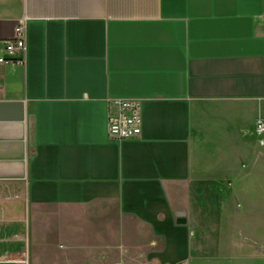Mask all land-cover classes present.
<instances>
[{
    "label": "crops",
    "instance_id": "1",
    "mask_svg": "<svg viewBox=\"0 0 264 264\" xmlns=\"http://www.w3.org/2000/svg\"><path fill=\"white\" fill-rule=\"evenodd\" d=\"M258 117L264 0H0V264H264Z\"/></svg>",
    "mask_w": 264,
    "mask_h": 264
},
{
    "label": "built area",
    "instance_id": "2",
    "mask_svg": "<svg viewBox=\"0 0 264 264\" xmlns=\"http://www.w3.org/2000/svg\"><path fill=\"white\" fill-rule=\"evenodd\" d=\"M25 38L26 28L22 19L15 27L12 38L4 40V49L9 53L19 55L13 62L24 63ZM141 125L142 109L139 99L134 97L114 98V108L109 111L107 117L108 135L116 140L136 138L141 133ZM255 132L258 135V143L264 144V120L262 118H256ZM115 264L122 263L116 262Z\"/></svg>",
    "mask_w": 264,
    "mask_h": 264
},
{
    "label": "rangeland",
    "instance_id": "3",
    "mask_svg": "<svg viewBox=\"0 0 264 264\" xmlns=\"http://www.w3.org/2000/svg\"><path fill=\"white\" fill-rule=\"evenodd\" d=\"M116 259L117 258L114 256V254L109 253V257L106 261L103 260V262H101L100 258H98L96 259V264H114ZM143 264H150V261L146 260L143 262Z\"/></svg>",
    "mask_w": 264,
    "mask_h": 264
}]
</instances>
